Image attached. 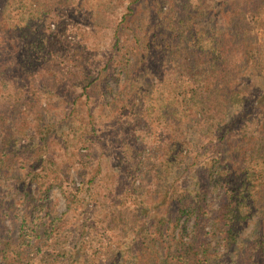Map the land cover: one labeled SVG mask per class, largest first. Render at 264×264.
Segmentation results:
<instances>
[{"label":"trees","instance_id":"1","mask_svg":"<svg viewBox=\"0 0 264 264\" xmlns=\"http://www.w3.org/2000/svg\"><path fill=\"white\" fill-rule=\"evenodd\" d=\"M84 5L0 0V264H264V0Z\"/></svg>","mask_w":264,"mask_h":264},{"label":"rangeland","instance_id":"2","mask_svg":"<svg viewBox=\"0 0 264 264\" xmlns=\"http://www.w3.org/2000/svg\"><path fill=\"white\" fill-rule=\"evenodd\" d=\"M76 1H78V2H85L87 5H84V7H89L88 5H89V3L90 2H95L96 0H76ZM55 197L56 198V200H55V202H56V204H57V206H56V208H57V210L58 211H62V210H64V201H63V199L61 198V196H60V194H59V191L58 190H55L54 192H53V194H52V196H51V198L52 197Z\"/></svg>","mask_w":264,"mask_h":264}]
</instances>
